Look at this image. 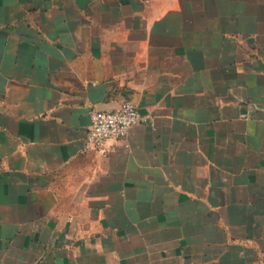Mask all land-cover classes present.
<instances>
[{
    "label": "crops",
    "instance_id": "1",
    "mask_svg": "<svg viewBox=\"0 0 264 264\" xmlns=\"http://www.w3.org/2000/svg\"><path fill=\"white\" fill-rule=\"evenodd\" d=\"M0 264H264V0H0Z\"/></svg>",
    "mask_w": 264,
    "mask_h": 264
},
{
    "label": "built area",
    "instance_id": "2",
    "mask_svg": "<svg viewBox=\"0 0 264 264\" xmlns=\"http://www.w3.org/2000/svg\"><path fill=\"white\" fill-rule=\"evenodd\" d=\"M91 127L86 141L89 147L102 153L107 152V142L114 138H126L131 127L137 123H147L139 106L132 100H125L114 110H90Z\"/></svg>",
    "mask_w": 264,
    "mask_h": 264
}]
</instances>
